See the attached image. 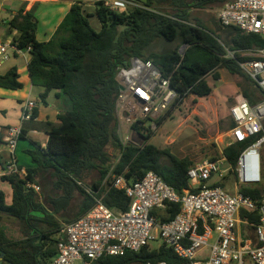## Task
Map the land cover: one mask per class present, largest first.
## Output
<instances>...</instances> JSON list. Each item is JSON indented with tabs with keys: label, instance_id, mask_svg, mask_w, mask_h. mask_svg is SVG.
Instances as JSON below:
<instances>
[{
	"label": "trees",
	"instance_id": "trees-1",
	"mask_svg": "<svg viewBox=\"0 0 264 264\" xmlns=\"http://www.w3.org/2000/svg\"><path fill=\"white\" fill-rule=\"evenodd\" d=\"M135 1L141 7L116 12L95 2V16L100 24V30L95 31L84 13L82 1L77 0L47 42L36 39L38 21L34 7L27 12L21 7L7 22L8 30L16 32L12 46L29 52L27 72L32 85L42 89L40 101L45 103L51 92H57L58 98L64 97L70 104L68 110L57 116L58 124L43 123L42 130L48 137L45 148L29 141L32 147L18 154L19 142L26 141L28 132L26 127L22 129L15 158L26 176L2 178V182L10 185L12 196L7 204L0 189V218L14 219L20 238H10L0 226V250L13 264H49L56 255L57 234L62 225L85 215L102 195L107 208L126 211L129 201L124 193L104 183L109 174L123 175L134 182L152 171L178 194L188 188L187 172L194 165L191 161L146 142L141 146H124L120 140L115 112L116 75L120 68L129 67L131 58L150 61L162 77L170 80L177 94L171 108L188 96H209L212 88L206 78L210 76L218 81L220 68L245 80L242 94L251 105L264 100L263 92L238 65L246 59L241 53L263 48L264 39L246 35L235 27H221L218 22L214 23L215 33H212L193 15L195 10L219 9L230 0ZM158 42L175 46L157 52L154 47ZM182 46H185L183 51ZM22 87L16 68L0 75V88L17 91ZM36 115L35 109L34 118ZM233 127L232 121L229 130ZM133 129L139 131L137 125ZM261 136L262 133L234 143L222 153L235 166L239 154ZM110 151L116 152L115 158ZM20 154L26 161H21ZM164 159L168 160L166 164ZM27 185L38 187L39 192ZM240 193L259 205L263 183L241 188ZM72 208L70 218L62 217ZM179 210V204H169L167 217L162 220H172ZM241 218L253 224L259 220L256 211H242ZM250 236L254 239L252 232ZM160 262L179 264L183 260L164 246L152 250L146 246L122 256H102L98 264Z\"/></svg>",
	"mask_w": 264,
	"mask_h": 264
},
{
	"label": "built area",
	"instance_id": "built-area-1",
	"mask_svg": "<svg viewBox=\"0 0 264 264\" xmlns=\"http://www.w3.org/2000/svg\"><path fill=\"white\" fill-rule=\"evenodd\" d=\"M92 1L115 12L141 7L135 0ZM216 18L221 27H235L246 35L264 39V0H230L217 10ZM8 49L17 50L0 43V62L8 59ZM228 55L233 57L230 52ZM241 56L246 58L238 63L242 73L264 94V47L245 50ZM116 82L115 112L120 140L124 146L133 143L140 146L141 136L157 130V120L177 94L157 67L139 58H131L129 67L118 70ZM36 105L34 100L24 101L18 125L6 131L2 145L8 161L0 168V182L9 175L20 179L26 176L25 169L16 163L15 151L22 129L35 120ZM229 116L234 127L228 131L223 149L262 133L239 154L235 166L221 149L218 159H205L189 168L188 188L182 194L152 171L134 182L123 175L109 174L104 183L124 193L129 201L127 210L117 212L107 208L102 203L104 195L96 199L85 215L62 225L57 234L56 255L49 264H98L102 256L138 252L157 241L159 247L171 249L183 260L179 264H264V179L259 154L264 145V100L251 105L242 93H237ZM135 125L139 131L133 129ZM223 164L227 166L225 170L221 168ZM227 178L233 180L232 193L224 186H214ZM260 183L263 193L259 205L240 193L241 188ZM27 187L39 192L34 185ZM169 204H179L180 210L172 220L163 221ZM242 211H256L258 222L242 220Z\"/></svg>",
	"mask_w": 264,
	"mask_h": 264
},
{
	"label": "rangeland",
	"instance_id": "rangeland-1",
	"mask_svg": "<svg viewBox=\"0 0 264 264\" xmlns=\"http://www.w3.org/2000/svg\"><path fill=\"white\" fill-rule=\"evenodd\" d=\"M84 2V1H82ZM17 0H5V5L17 6ZM218 9H209L201 11H193V15L199 18L206 27L215 33L214 23L217 24L216 12ZM46 11V8L35 5L33 12L39 24L46 23L50 25L55 21L57 14L47 12V18H41V14ZM42 20V21H41ZM7 21V20H6ZM44 21V22H43ZM91 26L95 29L96 22L89 20ZM38 27V24H37ZM5 27L1 24L0 32L4 31ZM175 45L169 43L158 42L154 50L161 52L162 50L171 48ZM27 56V54H26ZM220 75L218 81H213L209 76L206 78L209 86L212 88V93L204 98H195L188 96L174 105L173 103L167 111L158 119V128L155 132L149 133L145 141L158 149L167 150L171 155L179 159H188L192 164H196L205 159H218L219 152L223 149L225 142L228 139L229 125L232 122L229 116V108L233 103L234 96L237 93H242L245 88V80L237 75L229 74L225 69L217 70ZM39 95L33 96V100H38ZM121 135V132H120ZM25 141H20V143ZM113 158L116 157V152L110 151ZM261 157V167L264 171V145L259 151ZM168 160L164 159L163 163ZM223 170L227 168L225 164L221 166ZM233 180L227 178L222 185L225 190L232 193ZM7 195V192H5ZM6 203H10L8 197L5 198ZM74 208L62 217L70 218ZM0 226L6 229L7 235L12 239L20 238L18 223L11 218L2 216L0 218ZM160 245L159 241L150 242L148 248L155 249Z\"/></svg>",
	"mask_w": 264,
	"mask_h": 264
},
{
	"label": "crops",
	"instance_id": "crops-1",
	"mask_svg": "<svg viewBox=\"0 0 264 264\" xmlns=\"http://www.w3.org/2000/svg\"><path fill=\"white\" fill-rule=\"evenodd\" d=\"M77 0H17L19 4L17 6L5 5V0H0V26L4 25L5 30L0 32V43L10 45L12 38L16 35L15 31H9L7 22L12 18L18 9L25 7V12L31 10L35 5L39 4L46 8V11L41 14V18L46 20L47 12L51 11V14H57L54 22L50 25V21L47 19L43 25L39 24L36 29V39L39 42H47L54 31L62 21L63 17L69 11L71 5ZM83 3L84 13L87 15L88 21L94 20L97 24L95 31L100 30V24L95 16V5L92 0H81ZM132 1V0H131ZM140 2L144 0H138ZM7 20V21H6ZM42 21V20H41ZM44 22V21H43ZM90 23V22H89ZM91 25V24H90ZM27 54V56H26ZM30 55L28 51H17L14 49H8V59L0 62V75H4L11 68H16L19 74V81L23 87L20 90L12 91L0 88V168L4 167L8 161L7 150L3 147L2 143L6 136V131L10 127H15L19 123L20 108L24 101L33 100V96L39 95L42 89L32 85L27 72V64ZM57 92H51L45 99V103L41 102L40 99L34 100L37 102L36 110L37 115L35 120L25 125L28 129L26 134V145L22 142L19 144L18 154L20 150L31 148L29 141L38 144L40 147L45 148L48 137L42 130L43 123L50 122L58 124L57 116L70 108L69 102L64 97H57ZM21 161H26V157L20 154ZM0 189L7 192L8 200L11 203L12 189L7 182H0ZM9 204V203H7Z\"/></svg>",
	"mask_w": 264,
	"mask_h": 264
},
{
	"label": "flooded vegetation",
	"instance_id": "flooded-vegetation-1",
	"mask_svg": "<svg viewBox=\"0 0 264 264\" xmlns=\"http://www.w3.org/2000/svg\"><path fill=\"white\" fill-rule=\"evenodd\" d=\"M0 264H13L8 260L6 253L2 250H0Z\"/></svg>",
	"mask_w": 264,
	"mask_h": 264
},
{
	"label": "water",
	"instance_id": "water-1",
	"mask_svg": "<svg viewBox=\"0 0 264 264\" xmlns=\"http://www.w3.org/2000/svg\"><path fill=\"white\" fill-rule=\"evenodd\" d=\"M184 49H185V46H182L180 50L183 51ZM141 138H142V143H141V145H143V144L145 143L146 139H145L144 136H141ZM133 144H134V143H133ZM141 145H140V146H141Z\"/></svg>",
	"mask_w": 264,
	"mask_h": 264
}]
</instances>
